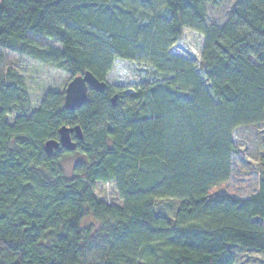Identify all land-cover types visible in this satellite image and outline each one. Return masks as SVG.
<instances>
[{
  "label": "trees",
  "instance_id": "1",
  "mask_svg": "<svg viewBox=\"0 0 264 264\" xmlns=\"http://www.w3.org/2000/svg\"><path fill=\"white\" fill-rule=\"evenodd\" d=\"M223 1L1 0L0 49L69 79L105 81L119 59L146 74L129 90L89 89L74 110L63 92L33 110L22 77L0 70V264H241L264 253V157L255 193L209 195L231 176L235 129L264 126V0H237L208 25L206 4ZM183 29L204 37L199 64L171 52ZM63 125L83 139L47 155ZM73 154L67 178L60 161ZM110 182L121 206L95 196ZM160 200L176 204L157 210Z\"/></svg>",
  "mask_w": 264,
  "mask_h": 264
},
{
  "label": "rangeland",
  "instance_id": "2",
  "mask_svg": "<svg viewBox=\"0 0 264 264\" xmlns=\"http://www.w3.org/2000/svg\"><path fill=\"white\" fill-rule=\"evenodd\" d=\"M237 0H224L219 6L206 4V23L222 26L228 19ZM1 3V0H0ZM41 43L59 47L58 43L44 37H34ZM204 37L197 31L183 29L181 37L172 46L173 54L185 57L199 64ZM14 69L24 80L34 110L49 92H63L69 75L61 69L39 62L29 54L20 51L0 49V70ZM146 68L133 61L116 60L105 81L114 88L129 90L130 86L146 74ZM11 119V118H10ZM233 140L236 153L233 156L232 173L228 181L212 188L209 195L229 194L235 197H248L258 189L259 173L262 170L261 157H264V126L249 125L235 129ZM82 157L78 154L62 157L60 164L67 178L72 177V168ZM98 200L121 206L114 184L98 183L94 188ZM176 204L173 200H160L156 209L170 210ZM238 263L264 264V253L248 251L238 255Z\"/></svg>",
  "mask_w": 264,
  "mask_h": 264
},
{
  "label": "water",
  "instance_id": "3",
  "mask_svg": "<svg viewBox=\"0 0 264 264\" xmlns=\"http://www.w3.org/2000/svg\"><path fill=\"white\" fill-rule=\"evenodd\" d=\"M107 88L106 81L96 78L90 71L69 79L63 91V106L67 110H74L83 106L88 100V90L103 92ZM116 94L112 96V101L116 99ZM83 139V132L79 125H63L58 129V139H49L44 143V151L51 155L55 150L61 148L66 151H74L77 141Z\"/></svg>",
  "mask_w": 264,
  "mask_h": 264
}]
</instances>
